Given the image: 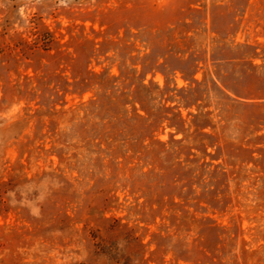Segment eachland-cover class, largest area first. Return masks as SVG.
Masks as SVG:
<instances>
[{
    "label": "rangeland",
    "instance_id": "obj_1",
    "mask_svg": "<svg viewBox=\"0 0 264 264\" xmlns=\"http://www.w3.org/2000/svg\"><path fill=\"white\" fill-rule=\"evenodd\" d=\"M0 264H264V0H0Z\"/></svg>",
    "mask_w": 264,
    "mask_h": 264
}]
</instances>
